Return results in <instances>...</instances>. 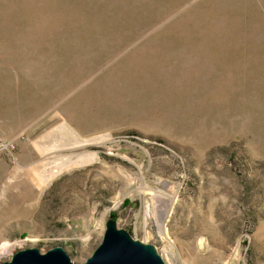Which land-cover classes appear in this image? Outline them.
<instances>
[{
  "label": "rangeland",
  "instance_id": "1",
  "mask_svg": "<svg viewBox=\"0 0 264 264\" xmlns=\"http://www.w3.org/2000/svg\"><path fill=\"white\" fill-rule=\"evenodd\" d=\"M109 220L264 264V0H0V263H82Z\"/></svg>",
  "mask_w": 264,
  "mask_h": 264
},
{
  "label": "water",
  "instance_id": "2",
  "mask_svg": "<svg viewBox=\"0 0 264 264\" xmlns=\"http://www.w3.org/2000/svg\"><path fill=\"white\" fill-rule=\"evenodd\" d=\"M0 264H165L151 245L134 240L127 232L118 230L109 220L101 243L84 262L71 261L61 247L45 253L36 248L17 251L9 261Z\"/></svg>",
  "mask_w": 264,
  "mask_h": 264
},
{
  "label": "bare ground",
  "instance_id": "3",
  "mask_svg": "<svg viewBox=\"0 0 264 264\" xmlns=\"http://www.w3.org/2000/svg\"><path fill=\"white\" fill-rule=\"evenodd\" d=\"M6 245V244H5ZM4 246V245H3Z\"/></svg>",
  "mask_w": 264,
  "mask_h": 264
}]
</instances>
